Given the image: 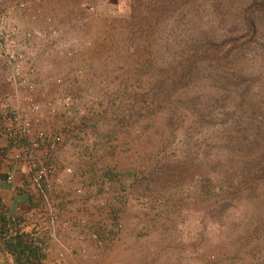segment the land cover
I'll use <instances>...</instances> for the list:
<instances>
[{
  "label": "rangeland",
  "instance_id": "rangeland-1",
  "mask_svg": "<svg viewBox=\"0 0 264 264\" xmlns=\"http://www.w3.org/2000/svg\"><path fill=\"white\" fill-rule=\"evenodd\" d=\"M70 1L95 46L65 89L81 112L58 129L61 143L100 155L99 181L111 153L115 182L137 189L152 222L140 236L158 244L143 264H264V29L231 51L251 87L238 99L230 84L235 98H222L219 67L199 65L191 82L173 85L190 14L143 0Z\"/></svg>",
  "mask_w": 264,
  "mask_h": 264
},
{
  "label": "crops",
  "instance_id": "crops-1",
  "mask_svg": "<svg viewBox=\"0 0 264 264\" xmlns=\"http://www.w3.org/2000/svg\"><path fill=\"white\" fill-rule=\"evenodd\" d=\"M72 7L70 0H27L21 8L11 0H0V10L8 11L18 29L15 38L23 56L21 76L31 85L23 88L10 81V66L0 59V197L7 215L22 217L21 230L40 246L42 264H143L148 253L158 248L154 235L140 236L146 230L143 226L152 222L144 219L137 204V189L128 188L125 181L115 182L117 168L111 153L103 157L106 174L99 181L94 163L100 155L60 142L48 151L45 161L53 170L38 192L26 166L13 158L20 144L3 135L4 103L34 123L30 137L38 128L60 132L58 129L77 120L81 110L76 113L72 105L71 114L66 115L60 101L67 96L66 87L75 81L74 70L92 64L86 51L95 46V39L86 34V26L80 23L84 18L72 12ZM51 208L57 211L55 221L47 215ZM116 223L121 225L119 231ZM99 240L102 245L97 244ZM0 264H14V257L2 248Z\"/></svg>",
  "mask_w": 264,
  "mask_h": 264
},
{
  "label": "trees",
  "instance_id": "trees-1",
  "mask_svg": "<svg viewBox=\"0 0 264 264\" xmlns=\"http://www.w3.org/2000/svg\"><path fill=\"white\" fill-rule=\"evenodd\" d=\"M148 9L159 13L174 11L178 18L190 14V34L181 41V50L188 54L177 62L173 85L186 77L185 83L191 82L200 65L206 68L219 67L213 77H219L222 98H235L251 87L250 77L235 68L231 51L253 40L264 29V0H143ZM193 3L198 5L193 6ZM231 68V69H230ZM212 74L209 71V75ZM222 78V79H221ZM230 84L235 85V95L230 97ZM165 85L160 84L159 94L164 95ZM242 87L241 93L238 87ZM19 215H7L0 197V248L14 257V264H42L44 254L34 237L19 227Z\"/></svg>",
  "mask_w": 264,
  "mask_h": 264
},
{
  "label": "built area",
  "instance_id": "built-area-1",
  "mask_svg": "<svg viewBox=\"0 0 264 264\" xmlns=\"http://www.w3.org/2000/svg\"><path fill=\"white\" fill-rule=\"evenodd\" d=\"M11 2L21 8L25 6L27 0H11ZM17 32L18 29L11 20L8 11L0 10V59H4L10 66L11 71L8 74V79L23 88H28L31 85L21 76L23 56L17 48L15 38ZM68 54L70 55L71 52ZM60 105L66 115L71 114L72 100L68 95L62 98ZM3 109L6 111L3 135L14 144H20V147L13 151V158L26 166L33 187L36 191L41 192L45 178L53 170L51 165L46 163L45 158L48 151L62 141V133H48L44 129L38 128L30 137L34 123L23 117L18 111L10 108L7 103H4ZM36 110V107H32V111ZM25 139L27 143L24 144ZM47 215L51 221H55L57 219L56 209H49Z\"/></svg>",
  "mask_w": 264,
  "mask_h": 264
}]
</instances>
